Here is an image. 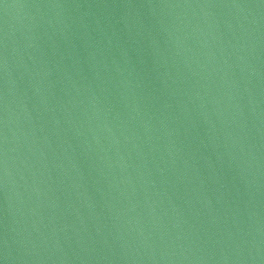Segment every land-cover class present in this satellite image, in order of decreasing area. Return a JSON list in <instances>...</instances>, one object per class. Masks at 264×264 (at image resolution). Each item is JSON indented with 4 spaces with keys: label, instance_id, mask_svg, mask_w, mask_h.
Instances as JSON below:
<instances>
[{
    "label": "water",
    "instance_id": "obj_1",
    "mask_svg": "<svg viewBox=\"0 0 264 264\" xmlns=\"http://www.w3.org/2000/svg\"><path fill=\"white\" fill-rule=\"evenodd\" d=\"M0 264H264V0H0Z\"/></svg>",
    "mask_w": 264,
    "mask_h": 264
}]
</instances>
